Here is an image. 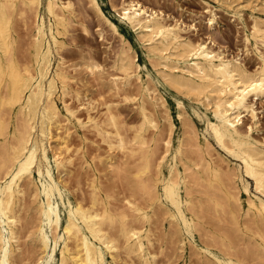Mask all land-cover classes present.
Returning <instances> with one entry per match:
<instances>
[{
    "label": "bare ground",
    "instance_id": "obj_1",
    "mask_svg": "<svg viewBox=\"0 0 264 264\" xmlns=\"http://www.w3.org/2000/svg\"><path fill=\"white\" fill-rule=\"evenodd\" d=\"M78 1L0 0V264H264V136L253 133L264 100V0H214L245 27L252 70L183 34L157 6L109 0L139 63L99 1L85 0L99 36L109 30L120 42L105 84L134 111L129 119L118 99L99 109L65 99H79L62 53ZM88 133L102 152L88 149ZM95 160L123 179L121 192Z\"/></svg>",
    "mask_w": 264,
    "mask_h": 264
},
{
    "label": "rangeland",
    "instance_id": "obj_2",
    "mask_svg": "<svg viewBox=\"0 0 264 264\" xmlns=\"http://www.w3.org/2000/svg\"><path fill=\"white\" fill-rule=\"evenodd\" d=\"M103 11L112 18L118 24L119 31L124 35L128 42L133 47L137 62H143V56L140 48L135 42L133 32L126 27L125 24L119 23L115 19L114 12L111 8L109 0H98ZM145 3L152 6H157L164 12L174 16L181 22L183 27L182 33L189 35L190 37L201 38L205 41L213 42V46L219 50H222L227 55H234L239 57L241 62L250 70L257 65V56L252 48L251 39L247 45H245L246 29L243 27L240 21L236 20L231 12H228L225 8H221L214 0H143ZM76 8L78 14L76 21L71 24L69 33L65 37L64 48L62 53L68 66L69 74L72 76L70 84L73 88H76L79 92L78 100L74 97L67 95L65 99L72 103H88L93 109H99L102 107L101 102L103 99L111 98L119 100V107L126 119L133 117L134 111L129 105H124L123 101H120V97L113 94V90L109 89L105 84L108 73L113 71L112 61L114 58V51L119 46L118 37L112 34L109 30H103V36H99L97 33L98 24L91 12L87 7L85 0L76 2ZM215 11L214 21L209 25L207 17L209 16L207 9ZM261 9L264 7H260ZM259 8V11H260ZM256 11V10H254ZM262 11V12H261ZM260 13H263L261 10ZM250 8L244 9V18L246 22H249ZM83 22L88 30L85 33L80 26V22ZM21 29V28H20ZM22 31V30H21ZM23 32V31H22ZM91 56L99 65L102 66L101 72H89L83 65H81V55ZM149 67V63H147ZM160 91L164 94L167 100L170 114L176 125H178L175 112V104L168 92L164 93L162 89ZM117 97V98H116ZM255 111L257 114V121L253 124V133L258 136H264V100H257L255 103ZM249 120V119H248ZM198 128L201 125L196 123ZM90 140L87 145L88 149L93 152L103 151L104 145L98 141V137L88 133ZM71 139H74L73 136ZM53 145V144H52ZM54 146V145H53ZM216 146V145H215ZM219 149V148H217ZM101 151V152H102ZM221 154L223 152L221 151ZM120 152H116L112 161L118 164L122 159ZM95 165L99 170L101 178L106 184L111 186L112 190L120 191V188H124L123 179L116 177L114 171L109 169L107 165L100 164L95 160ZM102 174H105L102 176ZM68 182L69 177L63 176ZM106 178V179H105ZM122 186V187H121ZM125 186V185H124ZM116 191V192H117ZM121 192V191H120ZM120 195V194H118ZM176 258V257H175ZM174 258V259H175ZM174 264H181L180 258L174 260Z\"/></svg>",
    "mask_w": 264,
    "mask_h": 264
}]
</instances>
